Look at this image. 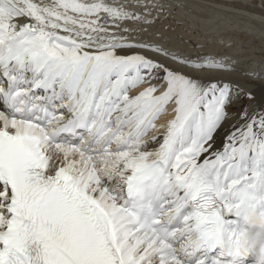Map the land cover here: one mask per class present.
Segmentation results:
<instances>
[{
  "label": "snow or ice",
  "instance_id": "snow-or-ice-1",
  "mask_svg": "<svg viewBox=\"0 0 264 264\" xmlns=\"http://www.w3.org/2000/svg\"><path fill=\"white\" fill-rule=\"evenodd\" d=\"M226 2L0 0V264H264V61Z\"/></svg>",
  "mask_w": 264,
  "mask_h": 264
},
{
  "label": "bare ground",
  "instance_id": "bare-ground-1",
  "mask_svg": "<svg viewBox=\"0 0 264 264\" xmlns=\"http://www.w3.org/2000/svg\"><path fill=\"white\" fill-rule=\"evenodd\" d=\"M244 1H260L264 7V0H227L222 10L214 14L216 27L232 43V53L257 66L264 61V10Z\"/></svg>",
  "mask_w": 264,
  "mask_h": 264
},
{
  "label": "rangeland",
  "instance_id": "rangeland-1",
  "mask_svg": "<svg viewBox=\"0 0 264 264\" xmlns=\"http://www.w3.org/2000/svg\"><path fill=\"white\" fill-rule=\"evenodd\" d=\"M238 1H240V0H238ZM244 2L249 4V5H252V6H257L260 9L264 10V7H262L261 4L258 1L256 3H251V1H244Z\"/></svg>",
  "mask_w": 264,
  "mask_h": 264
}]
</instances>
